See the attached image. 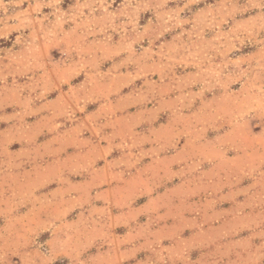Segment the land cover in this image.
<instances>
[{
    "label": "rangeland",
    "instance_id": "1",
    "mask_svg": "<svg viewBox=\"0 0 264 264\" xmlns=\"http://www.w3.org/2000/svg\"><path fill=\"white\" fill-rule=\"evenodd\" d=\"M166 140L115 226L88 179ZM0 264H264V0H0Z\"/></svg>",
    "mask_w": 264,
    "mask_h": 264
},
{
    "label": "crops",
    "instance_id": "2",
    "mask_svg": "<svg viewBox=\"0 0 264 264\" xmlns=\"http://www.w3.org/2000/svg\"><path fill=\"white\" fill-rule=\"evenodd\" d=\"M157 142L144 151V159H141L138 165L131 163L130 160L129 164L133 166L130 167L127 155L122 154L120 160L123 161V166L110 165L106 173H100V177L96 175L88 179L89 186L99 183V180L104 184V187L94 195V200H101L104 207L109 201L117 205V211L114 212L115 226L129 224L131 219L151 209L155 210L162 203L169 204L166 200L169 197L166 196V191L153 192V189L170 186L182 188L192 184V180L183 181V184L178 183L183 180L182 160L185 155L182 147L167 152L173 141ZM177 177L179 178L177 183H168ZM152 193L156 194L150 196ZM143 197L145 200L138 202ZM181 214L179 206L165 210L161 217L163 219L174 217V222L177 223Z\"/></svg>",
    "mask_w": 264,
    "mask_h": 264
}]
</instances>
